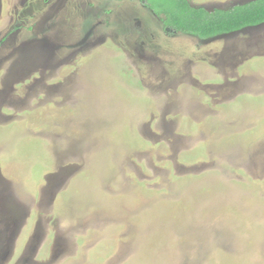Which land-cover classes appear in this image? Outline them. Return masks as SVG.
<instances>
[{
	"label": "rangeland",
	"instance_id": "1",
	"mask_svg": "<svg viewBox=\"0 0 264 264\" xmlns=\"http://www.w3.org/2000/svg\"><path fill=\"white\" fill-rule=\"evenodd\" d=\"M161 1L0 0V264H264V23Z\"/></svg>",
	"mask_w": 264,
	"mask_h": 264
},
{
	"label": "trees",
	"instance_id": "2",
	"mask_svg": "<svg viewBox=\"0 0 264 264\" xmlns=\"http://www.w3.org/2000/svg\"><path fill=\"white\" fill-rule=\"evenodd\" d=\"M147 5L162 17L165 29L185 32L200 39L264 23V0H251L227 9L211 10L192 6L188 0H162L157 7Z\"/></svg>",
	"mask_w": 264,
	"mask_h": 264
}]
</instances>
